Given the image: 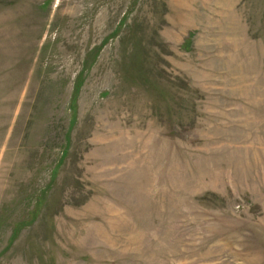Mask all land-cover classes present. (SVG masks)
<instances>
[{"label":"rangeland","instance_id":"rangeland-1","mask_svg":"<svg viewBox=\"0 0 264 264\" xmlns=\"http://www.w3.org/2000/svg\"><path fill=\"white\" fill-rule=\"evenodd\" d=\"M0 264H264V0H0Z\"/></svg>","mask_w":264,"mask_h":264}]
</instances>
